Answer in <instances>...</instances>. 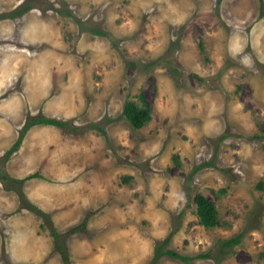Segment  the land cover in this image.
<instances>
[{"label": "clouds", "instance_id": "1", "mask_svg": "<svg viewBox=\"0 0 264 264\" xmlns=\"http://www.w3.org/2000/svg\"><path fill=\"white\" fill-rule=\"evenodd\" d=\"M0 264H264V0H0Z\"/></svg>", "mask_w": 264, "mask_h": 264}]
</instances>
